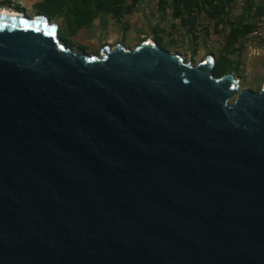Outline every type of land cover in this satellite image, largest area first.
Returning a JSON list of instances; mask_svg holds the SVG:
<instances>
[{
	"label": "water",
	"instance_id": "water-1",
	"mask_svg": "<svg viewBox=\"0 0 264 264\" xmlns=\"http://www.w3.org/2000/svg\"><path fill=\"white\" fill-rule=\"evenodd\" d=\"M57 31L0 13V264H264V86Z\"/></svg>",
	"mask_w": 264,
	"mask_h": 264
},
{
	"label": "rangeland",
	"instance_id": "rangeland-1",
	"mask_svg": "<svg viewBox=\"0 0 264 264\" xmlns=\"http://www.w3.org/2000/svg\"><path fill=\"white\" fill-rule=\"evenodd\" d=\"M6 5L0 9L21 12L29 17L38 16L33 5L40 0H0ZM160 1L141 0L134 12L120 20L100 14L88 28H81L71 38L70 48L77 53L101 55V49L109 45L112 48L121 43L133 49L145 41H154L159 37L163 49L183 56L194 65L205 57L212 56L215 61L224 54V32L222 27L215 28L205 16L199 19L196 33L186 31L177 21L172 20L170 10L163 9ZM159 5L161 7H159ZM248 14L242 0H235L229 11L231 20ZM62 27V20H52ZM236 52L229 55L233 65L227 69L239 80L240 89L259 91L264 86V42L259 37H245L235 46Z\"/></svg>",
	"mask_w": 264,
	"mask_h": 264
},
{
	"label": "trees",
	"instance_id": "trees-1",
	"mask_svg": "<svg viewBox=\"0 0 264 264\" xmlns=\"http://www.w3.org/2000/svg\"><path fill=\"white\" fill-rule=\"evenodd\" d=\"M141 0H40L33 5V10L39 16H45L48 20H62V27H58L59 40L67 47L71 44V38L81 28H88L100 15H109L113 19L120 20L125 15L134 12ZM233 0H170L160 1L163 9L168 8L172 20L186 31L196 33L199 19L204 15L213 23L216 29L222 27L224 32V54L215 61L213 74L221 76L227 73L233 63L229 55L236 52V45L241 38L252 35L256 31L257 19L263 14V7L259 0H243L248 12L246 22L242 18L228 19V9ZM0 2V7L6 5ZM159 5V7H161ZM17 13H21L18 12ZM154 41L162 45L159 37Z\"/></svg>",
	"mask_w": 264,
	"mask_h": 264
},
{
	"label": "built area",
	"instance_id": "built-area-1",
	"mask_svg": "<svg viewBox=\"0 0 264 264\" xmlns=\"http://www.w3.org/2000/svg\"><path fill=\"white\" fill-rule=\"evenodd\" d=\"M259 1H261L263 7V14L257 19L256 31L253 33V35L263 39L264 42V0Z\"/></svg>",
	"mask_w": 264,
	"mask_h": 264
},
{
	"label": "crops",
	"instance_id": "crops-1",
	"mask_svg": "<svg viewBox=\"0 0 264 264\" xmlns=\"http://www.w3.org/2000/svg\"><path fill=\"white\" fill-rule=\"evenodd\" d=\"M243 1V0H242ZM234 2H235V0H233V3L232 4H234ZM232 4H230V6H229V9H228V15H229V11H230V9H231V6H232ZM244 4V3H243ZM244 6H245V4H244ZM245 10H246V6H245ZM204 17V15L201 17V18H203ZM228 17V16H227ZM238 18H242L243 20H244V22H246V20H247V18H248V14H246V15H244V16H239V17H237L236 19H238ZM229 19V18H228ZM236 19H234V20H236ZM229 20H231V19H229ZM198 24H199V21H198ZM247 37H256L255 35H250V36H247ZM245 38V37H244ZM242 39V38H241Z\"/></svg>",
	"mask_w": 264,
	"mask_h": 264
},
{
	"label": "bare ground",
	"instance_id": "bare-ground-1",
	"mask_svg": "<svg viewBox=\"0 0 264 264\" xmlns=\"http://www.w3.org/2000/svg\"><path fill=\"white\" fill-rule=\"evenodd\" d=\"M0 13H3V14H14L15 12L13 11H9V10H6V9H0ZM146 42H150V41H146Z\"/></svg>",
	"mask_w": 264,
	"mask_h": 264
}]
</instances>
